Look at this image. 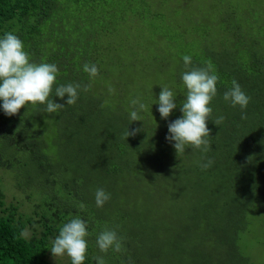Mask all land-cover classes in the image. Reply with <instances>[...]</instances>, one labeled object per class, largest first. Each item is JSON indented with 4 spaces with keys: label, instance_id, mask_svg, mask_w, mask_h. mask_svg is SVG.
I'll return each instance as SVG.
<instances>
[{
    "label": "trees",
    "instance_id": "16d2710c",
    "mask_svg": "<svg viewBox=\"0 0 264 264\" xmlns=\"http://www.w3.org/2000/svg\"><path fill=\"white\" fill-rule=\"evenodd\" d=\"M9 31L30 62L57 65L49 99L65 103L61 84L81 88L53 113L28 103L8 116L0 101V264H71L50 248L77 216L87 224L83 264H250L240 234L264 213V0H0V38ZM185 55L189 67L211 66L217 94L209 151L177 155L166 136L182 116ZM233 80L246 109L223 99ZM162 86L177 103L167 119ZM136 98L146 109L132 122ZM126 128L142 130L126 141ZM5 175L23 195L8 196ZM98 188L110 194L103 207ZM105 229L122 238L120 252L98 248Z\"/></svg>",
    "mask_w": 264,
    "mask_h": 264
},
{
    "label": "clouds",
    "instance_id": "9594fccd",
    "mask_svg": "<svg viewBox=\"0 0 264 264\" xmlns=\"http://www.w3.org/2000/svg\"><path fill=\"white\" fill-rule=\"evenodd\" d=\"M187 71L182 73V82L186 88V98L180 105L182 116L168 124V135L166 140L173 142L176 154L183 153L186 146H192L194 149L207 152L210 149V129L207 127L212 108L209 106L213 97L217 94L218 76L212 73L211 66L208 67H189L191 57L185 55L182 57ZM83 71L94 78L98 75V68L95 64L85 63ZM58 67L54 63L30 62V56L25 51L22 40L13 32H6L0 38V101L6 115H16L21 108L28 103L33 105H46L45 111L53 113L62 109L65 105H73L78 99L77 84H61L55 88V96L63 100L67 97L65 103H57L49 99L53 91V85L56 82ZM89 86H84L87 91ZM157 100L158 112L162 119H167L173 109L177 108L174 100V93L168 86H162ZM114 91L109 87V93ZM223 99L231 103L233 107L239 106L242 110L246 109L250 97L242 90L240 84L233 80L232 87L223 95ZM132 109L130 111V120L141 121L138 113L146 109V105L140 102L139 98L130 101ZM242 119L246 118L242 112ZM224 117L219 116L213 121L215 125L222 123ZM142 129L136 128L129 130L126 128L121 138L127 141L129 136H135ZM213 160L207 159L200 163L202 169L212 166ZM95 204L97 207H103L104 203L110 199V194L104 189L98 188L94 193ZM28 230L21 231V236H27ZM87 224L80 217L72 218L64 223L59 234L51 242L50 251L54 257L64 256L70 258L71 264H83L86 258L88 244L86 241ZM121 239L115 230L105 229L100 232L96 243L100 251L107 252L112 248L116 252L122 250ZM97 264H105L102 257H94Z\"/></svg>",
    "mask_w": 264,
    "mask_h": 264
},
{
    "label": "rangeland",
    "instance_id": "374dc122",
    "mask_svg": "<svg viewBox=\"0 0 264 264\" xmlns=\"http://www.w3.org/2000/svg\"><path fill=\"white\" fill-rule=\"evenodd\" d=\"M8 196L23 195V191L15 187L9 175L3 176ZM251 226L241 232L240 245L243 253L249 257L250 264H264V213L254 210L251 215Z\"/></svg>",
    "mask_w": 264,
    "mask_h": 264
}]
</instances>
